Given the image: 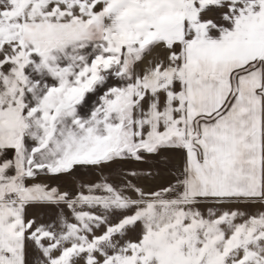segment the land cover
<instances>
[{
  "label": "snow or ice",
  "instance_id": "obj_1",
  "mask_svg": "<svg viewBox=\"0 0 264 264\" xmlns=\"http://www.w3.org/2000/svg\"><path fill=\"white\" fill-rule=\"evenodd\" d=\"M0 264H264V0H0Z\"/></svg>",
  "mask_w": 264,
  "mask_h": 264
}]
</instances>
